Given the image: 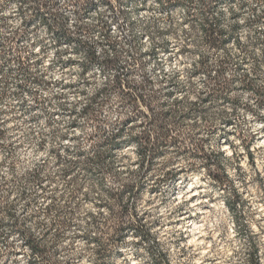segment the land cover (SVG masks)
Returning <instances> with one entry per match:
<instances>
[{"label": "rangeland", "instance_id": "1", "mask_svg": "<svg viewBox=\"0 0 264 264\" xmlns=\"http://www.w3.org/2000/svg\"><path fill=\"white\" fill-rule=\"evenodd\" d=\"M33 1L0 0V264L35 260L14 218L53 264H155L156 245L136 234L120 253L97 256L107 192L138 170L128 143L102 182L87 160L97 125L115 131L133 115L114 90L97 94L116 75L149 80L143 90L170 112L179 139L161 147L138 198L158 248L172 264H250L253 251L264 264V0H46V21ZM208 22L221 45L205 39ZM61 27L75 39L57 35ZM220 66L224 87L212 94ZM135 118L122 135L152 132ZM172 167L176 183L159 188Z\"/></svg>", "mask_w": 264, "mask_h": 264}, {"label": "trees", "instance_id": "2", "mask_svg": "<svg viewBox=\"0 0 264 264\" xmlns=\"http://www.w3.org/2000/svg\"><path fill=\"white\" fill-rule=\"evenodd\" d=\"M30 7L33 10V14L39 15L40 19L43 21L47 20L43 12V10L47 8L46 0H34ZM51 18L52 22L57 23L59 17L57 13H54L51 15ZM51 24L52 23H47L48 26H51ZM204 31L205 39L212 47L223 43L222 32L218 29L216 24L208 22V26H204ZM56 34L69 40L75 39L62 27ZM88 58L89 60H95V53L93 51H88ZM101 63L107 66H113L115 64L111 59L106 58L101 60ZM221 68L220 66V69L211 77V81L214 83L213 86L216 87H211L213 91L211 92L212 94H220L224 87L220 82H217V79L221 77ZM148 82L149 80L144 78L141 83L136 84L132 80L123 79L116 75L97 92V94H100L106 90H114L119 94L121 101L131 107L133 115L127 116L113 127L111 126L115 131H110L109 129L105 130L106 126L104 124L97 125L96 132L90 134L88 138L93 142L90 145L93 147V152L87 157V160L93 163L95 170L99 174V181L102 182L105 173L112 170L116 149L128 143L132 144L136 150L138 170L131 180L121 183L119 187L107 192L108 203H106V208L110 213V220L100 229L102 235L95 237L94 240L100 243L97 256L107 259L111 258V256L116 253H120V249L126 244L130 235L136 234L138 236L137 241L150 239L156 245L157 254L153 256L155 264H172L167 254L164 253L162 249L158 248L159 242L156 240L152 229L143 222L141 216L144 212L138 204V198L145 186V178L155 164L161 152V147L167 143L176 144L179 142L178 137L171 134L172 127L175 126V124L173 121L169 123L166 120L168 115H171L170 112L158 110L157 107L160 103L155 92L145 93L143 90V85ZM245 85L247 88L251 87L250 81L248 80ZM91 106L90 104L87 105L83 109V112L90 113L92 110ZM138 114L142 117L138 120L139 125L150 126L153 129L152 132L146 133L145 131H140L135 134L122 135L124 125L136 122L137 119L135 116ZM169 124H171V127H168ZM195 149L198 151L204 150L202 147H196ZM174 164L175 163L171 161L170 165L173 166ZM203 164L205 168L208 166L207 159L203 161ZM195 169L196 167L194 164L189 162V166L183 171V176L186 177L189 172ZM68 170L69 168L66 169L65 172ZM179 175L180 171L176 170L174 167L167 169L162 178L157 182L158 187L174 185ZM211 175L214 179L221 180L218 173H212ZM34 177L37 178V174H35ZM128 206L130 209L129 211L134 210L133 213H130L132 219H127ZM229 208L232 209L230 205ZM7 213L11 214L10 211ZM1 224L2 221L0 220V226ZM11 228L18 236H21L24 245L35 255V260L30 259L28 264H53V261L47 259L49 253L46 246L35 241L31 232L21 220L14 218ZM250 260V264H260L256 251L252 252Z\"/></svg>", "mask_w": 264, "mask_h": 264}]
</instances>
